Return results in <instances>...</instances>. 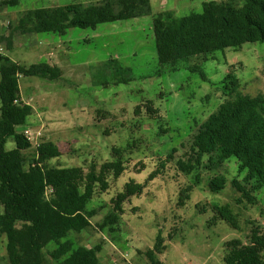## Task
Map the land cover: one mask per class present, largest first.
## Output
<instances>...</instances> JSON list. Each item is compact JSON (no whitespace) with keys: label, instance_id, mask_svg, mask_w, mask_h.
I'll list each match as a JSON object with an SVG mask.
<instances>
[{"label":"rangeland","instance_id":"obj_1","mask_svg":"<svg viewBox=\"0 0 264 264\" xmlns=\"http://www.w3.org/2000/svg\"><path fill=\"white\" fill-rule=\"evenodd\" d=\"M95 1L100 0H21L17 7L0 11V36L12 34L14 46L8 50L6 42L0 44L4 49L0 57L25 66L48 64L61 72L53 80L18 78V98L33 108L27 126L43 129L41 141L55 143L62 152L49 163L82 167L86 172L94 164L99 170L101 164L117 160L113 154L117 150L126 167L118 179L109 177L107 192L97 191L88 203V209L95 211L92 227L69 239L75 247L101 245L102 264H148L144 254L156 246L160 234L164 246L158 257L163 264H224L229 241L248 243L255 226L264 232V188L247 181V171L240 170L233 157L214 168H209L206 157L203 165L189 172H183L180 163L192 164L193 135L228 98L230 90L225 86L232 76L237 78L238 92L264 94V42L199 56L172 71L159 62L154 19L165 12L175 17L199 13L204 2L241 7L246 0H151V15L96 29L29 36L12 31L27 10ZM194 67L196 72L191 70ZM146 102L158 115L146 111L141 105ZM5 148H16L13 138ZM23 154L28 161L37 157L33 146ZM154 171L159 174L147 182ZM216 176L225 178L226 185L212 193L208 185ZM131 180L146 183L143 194L123 205L117 224L102 229L113 199ZM235 181L249 191L251 201L238 191ZM220 210L228 211L234 227L221 219ZM55 247L51 243L44 250L45 264H59L49 256ZM0 264H8L5 236L0 237Z\"/></svg>","mask_w":264,"mask_h":264},{"label":"trees","instance_id":"obj_2","mask_svg":"<svg viewBox=\"0 0 264 264\" xmlns=\"http://www.w3.org/2000/svg\"><path fill=\"white\" fill-rule=\"evenodd\" d=\"M20 1L0 0V11L15 8ZM150 2L100 0L30 9L19 16L12 31L29 36L39 33L65 35L71 28L96 29L105 23L149 16L152 14ZM154 28L160 64L177 71L184 62L199 56L237 48L243 43H263L264 0H246L241 7L229 2H204L199 13L183 17H175L172 12L158 14ZM4 42L8 50L12 49V34L0 36V44ZM0 58V237H6L8 264H45L44 250L51 243L56 247L49 256L59 264H102L99 259L101 245L75 247L69 238L92 227L95 211L88 209V203L97 191L107 192L109 177L118 179L126 170L120 151H113L117 160L101 164L99 170L98 165L92 164L86 172L82 167L51 165L49 162L59 158L62 152L55 143L44 139L36 150L37 157L28 161L23 153L32 148V144L19 127L28 125L33 108L19 100L18 78L42 76L53 80L59 78L61 72L48 64L25 66L6 56ZM197 69L191 68L194 72ZM201 77L207 81L203 72ZM234 77L225 86L226 91L230 90L228 98L193 135L192 164L180 163L181 170L189 172L193 166L203 165L206 157L209 168L218 167L233 157L238 161L239 169L247 171V181H255L258 187L264 188V94L251 96L238 92ZM141 105L149 114L158 115L151 102ZM141 105L135 108L136 115L140 113ZM9 138L16 144L12 150L5 148ZM158 174L151 173L147 182ZM225 185V178L216 176L208 186L212 193H218ZM234 185L244 197L253 199L238 181ZM145 188L146 183L132 180L126 183L123 191L113 199V210L104 217L100 227L104 229L117 224L124 214L123 205L132 197L142 195ZM219 214L234 227L227 210H220ZM248 239L246 244L239 239L227 243L224 264H264L262 228H252ZM156 242V246L144 254L148 264H163L158 257L162 252L160 247L164 246L160 234Z\"/></svg>","mask_w":264,"mask_h":264},{"label":"built area","instance_id":"obj_3","mask_svg":"<svg viewBox=\"0 0 264 264\" xmlns=\"http://www.w3.org/2000/svg\"><path fill=\"white\" fill-rule=\"evenodd\" d=\"M3 51H4L3 47L0 46V55L3 54ZM15 102L17 103L18 101L16 100ZM42 131L43 129L34 130L28 126H25L23 127V129H20V132L23 134L26 140L30 142L36 150L38 149L41 143V139L43 136Z\"/></svg>","mask_w":264,"mask_h":264},{"label":"crops","instance_id":"obj_4","mask_svg":"<svg viewBox=\"0 0 264 264\" xmlns=\"http://www.w3.org/2000/svg\"><path fill=\"white\" fill-rule=\"evenodd\" d=\"M13 47H14V46H13ZM13 47H12V48H13ZM11 60H12V59H11ZM14 62H15V61H14ZM16 63H17V62H16ZM35 77H36V76H35Z\"/></svg>","mask_w":264,"mask_h":264}]
</instances>
